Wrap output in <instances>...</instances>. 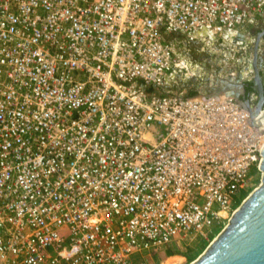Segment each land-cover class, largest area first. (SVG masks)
<instances>
[{
	"label": "built area",
	"instance_id": "2783aa9c",
	"mask_svg": "<svg viewBox=\"0 0 264 264\" xmlns=\"http://www.w3.org/2000/svg\"><path fill=\"white\" fill-rule=\"evenodd\" d=\"M260 18L264 0H0V264H134L232 213L261 111L186 83L216 58L229 79Z\"/></svg>",
	"mask_w": 264,
	"mask_h": 264
},
{
	"label": "water",
	"instance_id": "95a60500",
	"mask_svg": "<svg viewBox=\"0 0 264 264\" xmlns=\"http://www.w3.org/2000/svg\"><path fill=\"white\" fill-rule=\"evenodd\" d=\"M259 34V39L261 38ZM259 42V41H258ZM258 42L252 49V82L256 92V104L250 106L247 99H243L244 91H233L232 77L228 87L230 94H234L250 111L255 121L258 113L264 110V85L261 76L262 58L258 53ZM233 81V82H232ZM264 126V116L260 118ZM258 169L261 171L260 184L248 194L233 211L227 224L212 239L203 252L189 264H264V144L260 150Z\"/></svg>",
	"mask_w": 264,
	"mask_h": 264
},
{
	"label": "rangeland",
	"instance_id": "374dc122",
	"mask_svg": "<svg viewBox=\"0 0 264 264\" xmlns=\"http://www.w3.org/2000/svg\"><path fill=\"white\" fill-rule=\"evenodd\" d=\"M258 23H259L258 24L259 26H263L264 25L263 19H261V18L258 19ZM252 25H255V24H252ZM250 27L252 28L251 25H250ZM251 30L255 31L256 29L253 28ZM252 49H253L252 44L248 45V44H245V43L244 44H240V45H236L235 47L231 48L230 52L232 53V55H234V58L233 59L231 58L229 60V64L231 65L232 69H230V70L234 73V76L239 75V73L243 69H245V66H246L245 61L249 57L248 53H250V52L252 53ZM261 53L264 54V51H261ZM205 56L206 55L202 54V58H204ZM238 57H239L240 61L239 62H235V64H234L233 60L236 61L235 58H238ZM261 58H262L261 76H262V82H263V85H264V61H263V55L261 56ZM234 65L237 68V70L234 69L235 71L233 70V66ZM217 67H219V66H217ZM221 69L222 68L220 67L219 71H221ZM233 80L235 82L236 78L233 79ZM191 81L194 84L193 88H196L197 90L201 91V90H204V89H207V88L209 90V85H211L212 83H215L217 81V79H213V81H212L211 78H207V79H204L201 82L200 81H196V80H188L186 84H190ZM228 83H229V81H228ZM215 84L217 85V88H221L222 87V82H217ZM199 85H202V88L200 87V89H198ZM192 90L193 89H191L190 91H192ZM249 175L251 176L250 185L247 188V190L241 191L238 194V197L235 199L236 201H235L233 210H235L239 206L241 201L248 194H250V192H252V190L255 187H257L260 184L261 171L257 167L252 166L250 171H249ZM232 213H230L226 218H223L219 223H214L209 228V230L207 231L206 237H197V238H194V239H186V240H176V241H174V243L172 242L171 245L174 247V249H179L180 251H182V254H176V255L172 256V257H175L174 260H168L171 257H169V256L166 257L165 255H163V253H161V255L152 254L151 253V257H149L148 262L145 259L146 262L144 261L145 262L144 264H189L192 260L197 258L203 252V250L212 241V239L214 237H216V235L222 230V228L227 224V221H228V219H229V217L231 216ZM189 258H192V259L189 260ZM138 262H135L134 264H137Z\"/></svg>",
	"mask_w": 264,
	"mask_h": 264
},
{
	"label": "crops",
	"instance_id": "0c3cea01",
	"mask_svg": "<svg viewBox=\"0 0 264 264\" xmlns=\"http://www.w3.org/2000/svg\"><path fill=\"white\" fill-rule=\"evenodd\" d=\"M263 19L264 21V18H261ZM259 23L257 22L255 25H251L252 28L250 27V25H245L243 28H242V31H241V34H244V43L245 44H252V46L254 47V44L257 43L258 41V53H260L261 51H264V25L263 26H259L258 25ZM256 29L255 31L251 30V29ZM253 32V33H252ZM259 34H261V38L259 39ZM260 51V52H259ZM236 54V53H235ZM261 55H263V61H264V54L262 53ZM248 56H252V53H248ZM227 59H233L234 58V55H232V53H230L228 56L226 55L225 56ZM236 61L233 60L234 64L235 62H238L240 61L239 57L238 58H235ZM176 255V254H174ZM174 255H171L169 257H172ZM180 256V255H179ZM149 257H151V253L150 254H141V255H137L135 256V260L136 261H140V260H143V262L147 260H149ZM167 257V256H166ZM146 259V260H145Z\"/></svg>",
	"mask_w": 264,
	"mask_h": 264
},
{
	"label": "flooded vegetation",
	"instance_id": "af4514ba",
	"mask_svg": "<svg viewBox=\"0 0 264 264\" xmlns=\"http://www.w3.org/2000/svg\"><path fill=\"white\" fill-rule=\"evenodd\" d=\"M207 57H209V55H206ZM207 66L209 67V65L207 64ZM208 69H211L210 71H207L208 74L211 75V80L213 81V79H217V82H220V81H228V77L226 75H223L224 76V80L222 79V77L220 75H222L225 71V69H221L220 70V67H216V65L212 66V67H209ZM221 78V79H220ZM228 85V82L226 83ZM253 82L251 83V89H247V83L246 82H242L241 86L240 87H237V86H229L231 89H233V91H237V92H241V91H244L245 93H249L250 91H254L253 90ZM216 86V85H215ZM225 90H228V87H224Z\"/></svg>",
	"mask_w": 264,
	"mask_h": 264
},
{
	"label": "trees",
	"instance_id": "16d2710c",
	"mask_svg": "<svg viewBox=\"0 0 264 264\" xmlns=\"http://www.w3.org/2000/svg\"><path fill=\"white\" fill-rule=\"evenodd\" d=\"M247 85L248 86H247L246 90L247 89L248 90L251 89V82H247ZM193 93H194L193 91L190 92V94H193ZM161 253H163V255H165V256H171V255H174V254H182V251H180L179 249H174V247L170 243V244H167V245L163 246L162 248L157 249L154 252H152V254H159V255H161ZM174 259H175V257H171L168 260H174ZM191 259L192 258H189V260H191Z\"/></svg>",
	"mask_w": 264,
	"mask_h": 264
},
{
	"label": "bare ground",
	"instance_id": "6f19581e",
	"mask_svg": "<svg viewBox=\"0 0 264 264\" xmlns=\"http://www.w3.org/2000/svg\"><path fill=\"white\" fill-rule=\"evenodd\" d=\"M217 59H218V62L222 65V68L225 69V66H226V65H224L225 62L222 61L220 58H216L215 60H217ZM246 64H247V67L241 71V73H242L243 75H247V74L252 70V58H251V56H249V57L247 58ZM233 76H234V73L232 74L231 77H233ZM224 82H227V81H224ZM203 85H204V84H203ZM231 86H232V87H233V86H236V82H234L233 85H231ZM200 87L202 88V85H199V88H198V89H200ZM201 91H202V90H201ZM260 115H261V117L264 116V110H263V109L261 110ZM261 117H260V118H261ZM261 127H262V126H261ZM222 214L225 215L224 212H222Z\"/></svg>",
	"mask_w": 264,
	"mask_h": 264
}]
</instances>
